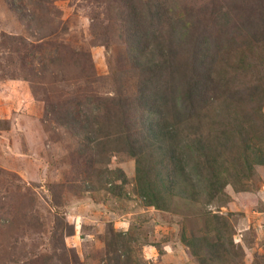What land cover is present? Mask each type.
<instances>
[{"label": "rangeland", "instance_id": "374dc122", "mask_svg": "<svg viewBox=\"0 0 264 264\" xmlns=\"http://www.w3.org/2000/svg\"><path fill=\"white\" fill-rule=\"evenodd\" d=\"M116 3L0 0V264H112L118 256L119 264H201L188 241L202 239L206 248L220 245V237L227 243L229 232L223 235L219 221L231 226L236 248L218 252L221 259L212 263L209 258L211 264H264V165L245 171L243 142L223 136L208 122L211 112L192 120L180 117L179 139L196 131L211 135L215 167L225 182L221 189L208 188L191 175L186 196L167 181L156 147L143 145L139 172L136 158L122 144L118 150L116 143L104 146L91 158L67 130L44 123L45 102L59 105L63 116L85 94L114 96L112 74L129 78L117 32L107 39L105 28ZM16 6L31 17L20 20ZM197 17L196 32L219 33L208 14ZM177 53L183 62L187 53ZM236 61L234 53L217 57L221 85ZM34 70L42 72L36 76ZM259 70L264 72V66ZM233 80L226 82L225 92L245 91L254 81L243 75ZM173 85L174 95L181 97L179 76ZM257 95L260 100L244 110L259 119L264 93ZM212 96L218 103L227 100L223 93ZM220 134L228 141L222 146L216 139ZM201 255L209 260L205 252Z\"/></svg>", "mask_w": 264, "mask_h": 264}, {"label": "trees", "instance_id": "16d2710c", "mask_svg": "<svg viewBox=\"0 0 264 264\" xmlns=\"http://www.w3.org/2000/svg\"><path fill=\"white\" fill-rule=\"evenodd\" d=\"M116 2L118 9L112 18L109 16L105 28L107 39L113 37V31L117 32L118 42L125 49L130 68L129 78L121 73L115 77L112 74L116 85L114 96L94 98L85 94V99L68 106L63 116L60 115L62 110L59 105L45 102L47 109L43 121L46 126L57 125L67 130L70 136L79 139L80 150L91 158L101 154L104 146L110 149L114 147L111 144L116 143L115 149L118 150L122 144L136 158L138 171L141 170L139 156L143 152V145L156 147L163 157L162 163H165L167 181L170 185H178L184 196L192 187L193 182L187 181L191 175L193 180L195 176L197 183H204L208 188L215 186L221 189L225 181L215 167L211 135L196 131L198 135L179 139L180 117L192 120L202 117L205 111L211 112L206 115L208 122L221 130L223 136H238L239 141L243 142L248 166L244 170L253 171L254 164L264 165L262 109L259 119L249 116L244 110L248 103L252 105L260 100L261 97L257 95L259 91L264 93V87L258 86V82H264V72L259 70L264 66V0ZM199 13L208 14L219 33L207 34L206 29L196 32L195 20ZM14 14L23 21L31 17L17 6ZM179 49L187 53L183 62L177 56ZM233 53L237 55V61L229 67L228 75L223 79L238 80L239 75L252 77L254 81L245 91L227 88L225 92L227 81L221 85L222 80L216 78L217 57H226V54L231 57ZM40 62H44V58ZM34 72L39 76L42 70L40 73ZM176 76L183 84L181 97L174 95L173 81ZM131 81H135V88L128 87ZM213 92L223 93L227 100L218 103L212 96ZM212 104L215 105L213 110H205ZM131 115L135 118H130ZM216 129L211 128V131L216 133ZM216 139L221 146L228 142L221 134ZM179 178L183 182L175 183ZM149 185L153 186L154 183ZM5 222L2 220L3 224ZM218 228H222L223 235L229 232L227 243L220 237V245L214 242L206 248L201 244L202 239L192 238L188 241L191 254L197 256L201 264H211L210 259L214 263L221 259L218 252L228 254L236 248L234 234L229 231L231 226L219 221ZM203 252L210 258L208 261L201 255ZM114 259L112 264H119L117 259L120 257Z\"/></svg>", "mask_w": 264, "mask_h": 264}]
</instances>
